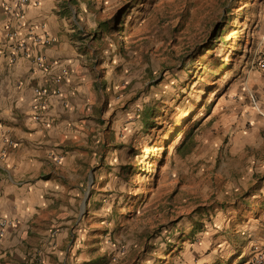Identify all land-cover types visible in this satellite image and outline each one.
Listing matches in <instances>:
<instances>
[{
  "label": "rangeland",
  "instance_id": "obj_1",
  "mask_svg": "<svg viewBox=\"0 0 264 264\" xmlns=\"http://www.w3.org/2000/svg\"><path fill=\"white\" fill-rule=\"evenodd\" d=\"M75 4L79 42L109 100L97 121L103 131L88 141L89 231H72V246L90 240L85 264H244L235 233L246 203L264 190V158L235 140L250 126L234 110L263 53L264 0Z\"/></svg>",
  "mask_w": 264,
  "mask_h": 264
},
{
  "label": "crops",
  "instance_id": "obj_2",
  "mask_svg": "<svg viewBox=\"0 0 264 264\" xmlns=\"http://www.w3.org/2000/svg\"><path fill=\"white\" fill-rule=\"evenodd\" d=\"M34 2L39 5H29L24 20L38 35L44 25L54 40L39 48L54 64L47 72L34 71L25 58L15 65L9 62L4 32L15 21L5 15L0 3V221L12 223L0 241V264H85L90 260L85 254L90 243L82 242L90 240L81 235L72 246L71 233L89 231L82 220L89 171L95 163V156L90 160L88 141L103 131L97 121L109 100V88L106 91L98 85L92 54L79 42L83 33L75 0ZM262 32L264 43V28ZM64 69L68 73L59 85L60 95L49 98L43 122L36 121L32 110L35 89H54L52 80ZM244 82L246 89H238L239 97L234 98L240 107L234 111L241 115V125L249 124L250 129L235 140L244 148L262 151L264 158V75L254 69ZM248 94L255 96L256 106ZM4 137L16 145L2 156ZM234 145L236 152L244 151ZM260 166L264 170V159ZM260 187L264 188V181ZM241 216L244 227L235 233L234 251L248 264L254 248H264V190L246 203ZM54 231L60 232L55 236ZM82 248L84 254L77 256Z\"/></svg>",
  "mask_w": 264,
  "mask_h": 264
},
{
  "label": "built area",
  "instance_id": "obj_3",
  "mask_svg": "<svg viewBox=\"0 0 264 264\" xmlns=\"http://www.w3.org/2000/svg\"><path fill=\"white\" fill-rule=\"evenodd\" d=\"M0 3L5 15L12 21H15V23L10 22L4 32L9 62L15 65L20 58H25L31 62L34 71H49L54 64H51L39 48L51 44L54 40L45 32L46 28L44 25L41 26L43 33L38 35L33 32L32 28L24 20L26 8L31 4L39 5V2L33 3V0H0ZM255 68L264 75V53L255 62ZM67 73L68 71L64 69L60 76L52 80L55 85L54 89L42 86L35 89V100L32 110L34 111V119L36 121L43 122V113L47 110L49 98L60 95L59 85ZM44 124L48 125V123ZM2 141L5 148L2 150L1 155L4 156L7 149L13 148L16 142L9 137H4ZM58 162H61V159ZM10 226H12L11 222L0 221V241L4 239L6 231ZM248 264H264V248L256 246L254 248V255Z\"/></svg>",
  "mask_w": 264,
  "mask_h": 264
},
{
  "label": "trees",
  "instance_id": "obj_4",
  "mask_svg": "<svg viewBox=\"0 0 264 264\" xmlns=\"http://www.w3.org/2000/svg\"><path fill=\"white\" fill-rule=\"evenodd\" d=\"M223 35H224V32L223 31H218L217 32V36H219L220 38L219 39H221V37H223ZM151 111H149V110H146L144 113H143V116H142V118H143V122H144V124L148 127L150 124H152L151 123V117H153V115L150 113ZM187 143H184V144H182L181 145V147H179V149L180 150H184V149H186L187 150ZM194 229H195V227H194ZM193 229V231H191V233H190V235L193 237V236H196L197 235V233H199V231H197L196 232V230H194Z\"/></svg>",
  "mask_w": 264,
  "mask_h": 264
}]
</instances>
